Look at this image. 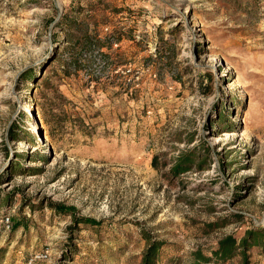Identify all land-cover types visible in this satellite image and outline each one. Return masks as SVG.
Here are the masks:
<instances>
[{
    "label": "rangeland",
    "instance_id": "374dc122",
    "mask_svg": "<svg viewBox=\"0 0 264 264\" xmlns=\"http://www.w3.org/2000/svg\"><path fill=\"white\" fill-rule=\"evenodd\" d=\"M64 36L105 46L66 73ZM0 212V264H140L144 234L242 264L214 252L264 227V0H0Z\"/></svg>",
    "mask_w": 264,
    "mask_h": 264
},
{
    "label": "trees",
    "instance_id": "16d2710c",
    "mask_svg": "<svg viewBox=\"0 0 264 264\" xmlns=\"http://www.w3.org/2000/svg\"><path fill=\"white\" fill-rule=\"evenodd\" d=\"M59 27L64 31H67L60 22L58 23ZM64 42L67 43L65 47V52L72 53L71 56L65 58L64 62V72L69 73L70 68L78 69L80 64H78L79 57L76 55L78 50L83 51L84 49H101L105 46V43L102 40L93 39L89 36H86L83 40H72L68 36H64ZM78 49V50H77ZM76 52V53H75ZM80 52V51H79ZM75 53V54H74ZM33 76V71L31 68L24 69L18 76V80H24L31 78ZM14 126H10L8 135L10 140L13 139L14 135ZM206 145V144H205ZM207 147V146H206ZM192 155L189 153H182L178 158L177 161L171 167V172L173 174H177L179 172H183L190 168V165L193 162ZM50 207L58 212L66 213L71 212V207L58 205V204H49ZM5 212H0V215L3 217ZM11 221V218H10ZM73 226L70 228H76L77 224L84 223V224H91L96 225L98 222L92 218L88 217H74L73 218ZM19 225V224H16ZM257 234H260L258 237ZM144 238L148 240L147 246L142 254L140 264H157V258L159 256V251L162 246V241L157 239H152L149 235L144 234ZM264 243V227L255 231L249 230L245 237H242L239 241L236 240L233 236L225 237L224 239L220 240L218 243V247L214 252V258L219 259L221 261H225L231 258L235 251L240 250L243 256V263L248 264V255L247 251L253 246H260ZM76 249H73L74 252ZM201 258V256H200ZM199 259V258H198Z\"/></svg>",
    "mask_w": 264,
    "mask_h": 264
},
{
    "label": "built area",
    "instance_id": "2783aa9c",
    "mask_svg": "<svg viewBox=\"0 0 264 264\" xmlns=\"http://www.w3.org/2000/svg\"><path fill=\"white\" fill-rule=\"evenodd\" d=\"M0 223L5 227V228H9V226L11 225V221H10V216H3L0 218ZM23 264H31V260L24 262Z\"/></svg>",
    "mask_w": 264,
    "mask_h": 264
},
{
    "label": "bare ground",
    "instance_id": "6f19581e",
    "mask_svg": "<svg viewBox=\"0 0 264 264\" xmlns=\"http://www.w3.org/2000/svg\"><path fill=\"white\" fill-rule=\"evenodd\" d=\"M24 109H25L26 111H31V108H30V105H29V104H25V105H24Z\"/></svg>",
    "mask_w": 264,
    "mask_h": 264
}]
</instances>
